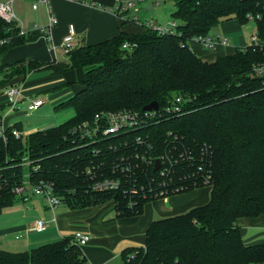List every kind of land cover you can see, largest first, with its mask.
Wrapping results in <instances>:
<instances>
[{
    "label": "trees",
    "instance_id": "16d2710c",
    "mask_svg": "<svg viewBox=\"0 0 264 264\" xmlns=\"http://www.w3.org/2000/svg\"><path fill=\"white\" fill-rule=\"evenodd\" d=\"M173 1L172 33L143 23L136 33L121 30L46 66L54 74L85 71L80 89L57 106L74 109L66 122L24 135L20 123L4 130L0 116V214L14 205L25 180L53 184L61 205L73 210L114 202L119 217L141 215L149 202L208 187L206 204L153 221L145 245L123 252L124 264L264 263V246L245 243L237 224L264 215V76L252 77L254 66L264 63V47L251 44L206 62L189 44L225 21L245 25L248 14L264 16V0ZM256 24L264 39V18ZM26 38L16 22L0 19V42L7 40L0 43V59ZM43 66L22 61L1 67L7 74L0 84ZM176 98L183 101L179 114H164L139 132L97 139L74 132L98 114L142 111L152 102L162 108ZM106 180L121 186L96 189ZM0 264H86V258L68 236L22 253L0 248Z\"/></svg>",
    "mask_w": 264,
    "mask_h": 264
},
{
    "label": "crops",
    "instance_id": "0c3cea01",
    "mask_svg": "<svg viewBox=\"0 0 264 264\" xmlns=\"http://www.w3.org/2000/svg\"><path fill=\"white\" fill-rule=\"evenodd\" d=\"M11 1L0 0V4ZM21 1L24 2L25 0ZM27 1H31V9L28 4L19 2L16 7L17 0L13 2V10L27 31L26 44L10 50L1 58L0 68H8V66L22 61H37L45 64V66L30 72L25 77L15 76L9 83L0 84V116L5 129L18 124V117L15 116L17 114H13L16 110L11 111L9 98L6 94L7 89L13 85L22 87L19 103L28 101L29 106L33 101L42 99V95L51 94L50 102L56 103L61 98H70L80 89L81 85L78 84L84 78L85 71L83 69L54 74L53 69L46 68L49 64L56 65L67 61L68 56L64 53L61 44L68 33L69 26H74L77 33L76 43L80 47L110 40L117 36L121 30L127 33H136L140 31V26L143 24L140 20L133 23V18L129 16L130 13L126 15V21L129 20V22L121 27L123 20L109 11L114 6L115 0H51L50 8L57 19V24L51 31V41H49L40 30L34 29L36 26L42 28L49 24L47 8L40 6L38 10H33L34 0ZM190 45L196 54L206 62H214L220 56L233 55L237 50L229 53L219 51L212 59H204L202 57L203 52H205L203 46L192 42ZM227 47L229 48L230 44L227 46L219 45L214 50L218 48L227 49ZM6 74V71L0 70V83L6 79ZM66 84L71 85L66 86ZM42 100L48 102V98ZM44 105L45 103L34 111H39ZM54 126L57 125L47 124L25 130L20 123L24 134ZM209 196V193L206 195L202 191L170 196L147 203L141 215L129 217H119L114 202L78 210L65 206L52 210L46 200L42 198L38 206L42 210H40L39 219L36 221L43 220L46 229L42 232L34 231L35 223H32L34 221L30 219L19 227L0 230V248L6 251L11 250L10 252L13 251L11 248H19V250L21 248L28 251L59 242L63 238L73 236L75 232L81 231L90 236L89 243L81 247L86 258V264H124L123 252L145 245V234L153 221L184 214L195 207L206 204L209 201ZM11 209L15 208L5 209L0 216ZM23 211L25 212L24 209ZM237 224L241 229L245 243L264 246V215L240 218ZM22 230L27 232L24 237L29 239V243L26 240L21 241L23 243L10 240L9 236L15 233L21 234Z\"/></svg>",
    "mask_w": 264,
    "mask_h": 264
},
{
    "label": "built area",
    "instance_id": "2783aa9c",
    "mask_svg": "<svg viewBox=\"0 0 264 264\" xmlns=\"http://www.w3.org/2000/svg\"><path fill=\"white\" fill-rule=\"evenodd\" d=\"M147 0H115L114 6L109 9L110 13L117 16L123 21H126V15L132 11L136 7V5L140 2H146ZM13 2L12 0L9 3L0 4V19L7 22L13 23L16 22L18 27L20 28V32L22 35H26L27 31L23 27V23L19 20L13 10ZM51 0H34L32 5L33 10H38L40 6H44L47 8L49 12V24L45 27H34L36 30H40L48 39L51 41V31L57 24V19L53 15L50 8ZM248 24L250 22H258L264 18L262 15L248 14ZM133 21L139 22L137 18H133ZM146 25L149 28L157 29V26L154 22H147ZM175 26V23L166 28H158V31L162 34L172 33V27ZM77 33L74 26H69L68 33L65 36L62 42V49L64 53L68 56L73 50H75L78 46L76 43ZM7 40H2L0 43L3 44ZM190 42L194 44H198L203 46L206 50H214L217 46H227L229 44L228 39L223 38L222 36H198L193 38ZM189 42V44H190ZM255 47H264V39L260 36H253L252 43ZM191 46V45H190ZM124 49H129L128 44H124ZM264 76V63L258 64L254 66L252 71V77H261ZM6 94L9 98V105L11 111L17 110L18 104L22 95V87L21 86H12L7 89ZM45 103L42 99H37L33 101L29 110L34 111L39 109ZM183 104L181 98H176L172 104H167L162 108H159L154 111H136V110H120L116 112H108L98 114L94 117L92 121H87L77 126L74 129L75 133H79L85 138H109V137H117L123 134L139 132L148 125L156 122L161 119L164 114L167 115H176L180 112V105ZM5 130V128L3 127ZM14 135L17 138L21 137V133L17 130L14 131ZM137 141H141V138L138 137ZM157 164V163H156ZM156 167V165H155ZM161 167V165H160ZM160 170V169H159ZM158 171V170H157ZM121 184L118 180H106L104 182L96 183L95 187L99 191L106 190H118ZM32 189L35 195L44 198L50 209L54 210L61 205L60 200L57 196H55L54 185L51 183H41L36 186H32L29 184L28 180H25L24 184L16 189V193L18 195H24L28 189ZM163 193H160L162 195ZM46 229V224L43 220H38L35 222L33 230L36 232H42ZM73 239L76 244L80 247L85 246L90 241V236L84 232L77 231L73 234Z\"/></svg>",
    "mask_w": 264,
    "mask_h": 264
},
{
    "label": "rangeland",
    "instance_id": "374dc122",
    "mask_svg": "<svg viewBox=\"0 0 264 264\" xmlns=\"http://www.w3.org/2000/svg\"><path fill=\"white\" fill-rule=\"evenodd\" d=\"M19 2L22 1L17 0L16 7L18 6ZM22 3L25 5L28 4V7L31 9V1L25 0ZM175 10L176 8L173 0H147L146 2L138 3L136 7L128 13V15L131 13L129 15L130 17L132 18L136 17L138 20H140L143 23L155 21L156 23L155 25H157L159 28H166L173 24L172 15L175 12ZM172 29L175 30L174 27H172ZM210 35L212 36L219 35L222 36L223 38L228 39L230 47L229 48L227 47V49L218 48L217 50L203 49L205 51L203 52L204 54L202 55L204 59H212V57H214V55L219 51L220 52L224 51V53H229V52H233L235 49L251 45L253 36L259 37V28L257 24H255V22H250L249 24L243 25L237 20L233 19L221 23L218 27L214 28L210 32ZM50 97L51 94L42 95L41 98L42 99L45 98V100L48 98V102H45V105L39 111H30L28 101L20 102L18 104V110L14 111L13 113V114L15 113L17 114L15 115L18 117L17 122L18 123L20 122L23 125V128L27 130L30 127H36V126L40 127V126H45L47 124L60 125L74 116L75 114L74 109L72 108L71 105H66L63 108H57V106L60 103L67 101L68 98L66 99L61 98L56 103H52L49 100ZM24 135H28V134L25 133ZM200 191H202L206 195L208 193L210 195L211 188L203 187L197 190H193L189 193L200 192ZM189 193H184L180 195H185ZM25 198L28 199L26 200ZM40 199L42 200V197L35 195L32 189L30 188L28 189V192H26L24 195H18L15 198L14 205L12 206L15 209L8 210L6 211V213L0 216V230H10L14 227H19L21 226L22 223L29 221L30 219L34 221L32 223H35V221L39 219L38 214L40 213V210H42L41 207H38L39 201H41ZM22 208L25 210V212L24 211L22 212L23 210ZM25 233L27 232L22 230L21 234L20 233L12 234L11 236H9L10 240H17V242L20 243H23L21 241L26 240V242L28 241L27 243H29V239L24 237ZM28 236L30 235L28 234ZM11 249H13L12 252L14 253L26 252L24 249L21 248L20 250L19 248H11Z\"/></svg>",
    "mask_w": 264,
    "mask_h": 264
},
{
    "label": "water",
    "instance_id": "95a60500",
    "mask_svg": "<svg viewBox=\"0 0 264 264\" xmlns=\"http://www.w3.org/2000/svg\"><path fill=\"white\" fill-rule=\"evenodd\" d=\"M159 108V103L158 102H152L149 105L144 107L145 111H154L157 110ZM160 169V163L157 162L156 167H155V171Z\"/></svg>",
    "mask_w": 264,
    "mask_h": 264
}]
</instances>
